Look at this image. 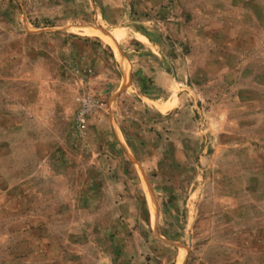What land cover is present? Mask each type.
<instances>
[{"label": "rangeland", "instance_id": "1", "mask_svg": "<svg viewBox=\"0 0 264 264\" xmlns=\"http://www.w3.org/2000/svg\"><path fill=\"white\" fill-rule=\"evenodd\" d=\"M0 264H264V0H0Z\"/></svg>", "mask_w": 264, "mask_h": 264}, {"label": "bare ground", "instance_id": "2", "mask_svg": "<svg viewBox=\"0 0 264 264\" xmlns=\"http://www.w3.org/2000/svg\"><path fill=\"white\" fill-rule=\"evenodd\" d=\"M111 44H112V43H111ZM112 45H113V44H112ZM113 48H114V45H113ZM115 49H116V48H115ZM115 49H114V50H115Z\"/></svg>", "mask_w": 264, "mask_h": 264}]
</instances>
